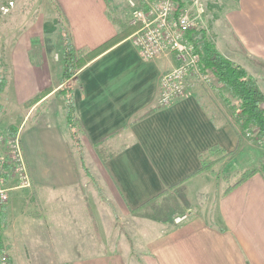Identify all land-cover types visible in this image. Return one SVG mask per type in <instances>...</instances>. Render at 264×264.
<instances>
[{
  "label": "crops",
  "instance_id": "0c3cea01",
  "mask_svg": "<svg viewBox=\"0 0 264 264\" xmlns=\"http://www.w3.org/2000/svg\"><path fill=\"white\" fill-rule=\"evenodd\" d=\"M9 1L4 0L8 9L2 14L15 8ZM24 1L17 0V4ZM227 1L228 7L214 22V36L205 22L197 27H204L212 35L226 57L260 78L258 70L264 69V0ZM48 3L50 8L56 3L54 20L60 23L63 19L76 49L108 46L84 64L74 80L68 79L71 90L60 92L66 83L60 80L64 38L53 55L52 48L45 46L44 24L42 28L40 24L21 28L8 18L2 28L0 40L6 47L7 69L3 77L0 75L4 80L0 118L5 116L8 128H15L19 135L32 189L41 195L45 191H67L77 188L83 175L90 176L91 172L102 188L129 211L158 198L167 202L184 186L191 190L189 195L194 192L201 174H208L201 167L200 154L214 144L231 150L239 142L235 124L239 121L227 114L228 104L222 96V103L215 108L224 113L222 119L209 110L203 100L209 93L205 89L203 94L202 88V94L200 88L191 87L171 103L159 106L160 76L177 61L170 55L143 59L130 34L115 40L122 29L115 18L124 20L126 5L119 0ZM190 75L195 74L187 75V86ZM215 89L221 94L219 88ZM70 92L82 124L80 147L67 119L66 96ZM151 107L156 108L144 115ZM94 151H100L97 160ZM229 187L215 201H205L201 194L189 202L178 199L167 214L170 218L176 212L187 213L183 220L156 219L154 228H141L140 235L148 233V238L136 243L142 262L264 264V175L256 172ZM162 211L161 206L158 213ZM54 216L51 222L63 223L56 220L61 215ZM124 251L82 253L72 264H140L130 247Z\"/></svg>",
  "mask_w": 264,
  "mask_h": 264
},
{
  "label": "rangeland",
  "instance_id": "374dc122",
  "mask_svg": "<svg viewBox=\"0 0 264 264\" xmlns=\"http://www.w3.org/2000/svg\"><path fill=\"white\" fill-rule=\"evenodd\" d=\"M0 1L1 7L6 0L5 2L4 0ZM119 1L122 5H126V13L122 17L127 21L129 19L128 0ZM202 3L204 6L203 17L200 16L198 26L205 22L204 25L209 27L214 36V29H216L214 22L217 15L220 16V12L228 7V1L202 0ZM12 5H15V8L6 14H2L0 10V37L1 30L8 18L13 25L15 22L20 24L21 28L33 24H40L42 28L44 24L45 46L48 50L52 48L53 55H55V49L58 51L60 40L63 39V27L59 21L54 20L56 17L54 11H57V8L55 6L50 8L48 0H25L20 4H17V0H13ZM12 5L9 4V6ZM187 5L195 14L193 0L188 1ZM2 42L3 40H0V75L3 77L7 64L5 62L6 47ZM211 75L212 78L207 81L198 75H190L188 78L190 84L186 87V92L191 87H197L200 88L201 94L202 89L205 94L206 89L209 94L206 93L203 100H206L209 110L216 113V105L221 104L222 99L221 94L215 89L218 82H216L214 74ZM258 75L260 76L259 84L264 91L263 68L258 70ZM223 107L225 109L224 104ZM4 112L5 110L2 113ZM227 114L231 119H236L228 110ZM215 117L222 119L224 113H220L218 110ZM4 118L5 116L3 119L0 118V136L11 135ZM235 124L238 125L240 146L233 158L225 157L214 162L208 168V174H201L203 177L198 179L194 190H192L194 192L190 195L191 190H187L184 186L183 189L176 191L177 195L174 197V194L172 199H168L167 202L158 198L149 201L148 204L146 203L136 211H129V209L121 207L111 194L102 188L101 181L91 172L90 176L83 175L77 188L53 193L45 191L42 192V195L38 190H34L35 188L32 189L31 185L20 186L19 180L16 178H8L6 186L9 198L6 205L10 206L9 210L11 211L9 216L8 214L5 216L4 224L0 225L3 237L0 250H4L8 254V261L0 262V264H72L78 254H88L91 251L97 254L112 250L122 252L128 247H130L131 255L140 264H144L139 247H136L137 242L148 238L146 237L148 233L140 235L141 228L144 226L154 228L156 223L162 220L174 221L178 212L169 218L170 214H167V210H173L178 199L189 202L201 194V199L207 201V199L213 198L212 200L215 201L221 192L224 193L225 189L242 176V171L257 165L259 160L264 158V139H258L257 126L253 125L249 130H244L240 122ZM80 133V129L76 127L74 136L77 147L81 146ZM4 151L5 143L0 139V152ZM97 153L94 151L96 160L100 151ZM237 157L241 159L238 160ZM77 162L80 163L78 158ZM226 186L228 187L226 188ZM50 196L56 198L49 200ZM14 198L17 199L15 203H13ZM161 206L163 211L158 213ZM51 211L53 212L51 213ZM55 213L62 217H56V220L63 223L58 224L50 221L52 216L55 218ZM55 229L59 231L56 235L54 234ZM151 233L149 232V234ZM124 253L126 255L127 252L124 251Z\"/></svg>",
  "mask_w": 264,
  "mask_h": 264
},
{
  "label": "built area",
  "instance_id": "2783aa9c",
  "mask_svg": "<svg viewBox=\"0 0 264 264\" xmlns=\"http://www.w3.org/2000/svg\"><path fill=\"white\" fill-rule=\"evenodd\" d=\"M178 0H128L129 19L131 24L138 25L129 37L138 48L145 60L162 56H173L176 64L164 71L159 79L157 103L167 105L176 97L186 93V77L188 74L198 75L210 80L211 74L201 70L200 54L187 37V32L198 26L199 16L204 9L202 0H193L195 14L187 5ZM13 0L9 1L12 5ZM8 6L2 5L1 11ZM5 143V151L0 152V210L9 198L8 178L19 180L20 186H30L31 178L21 147L18 134L0 136ZM9 164V167L7 165ZM4 170L8 172L6 178ZM187 213L178 214L175 221L179 222ZM8 254L0 250V262L6 263Z\"/></svg>",
  "mask_w": 264,
  "mask_h": 264
},
{
  "label": "trees",
  "instance_id": "16d2710c",
  "mask_svg": "<svg viewBox=\"0 0 264 264\" xmlns=\"http://www.w3.org/2000/svg\"><path fill=\"white\" fill-rule=\"evenodd\" d=\"M178 1L181 4H184L186 0ZM115 20L122 26V29L116 36L115 40L130 34L138 27V25L131 24L128 20H121L120 18H115ZM60 23L63 27L64 38V49L61 55L64 62V67L60 80L62 82L66 80V83L63 85L64 87H60L58 91L63 92L67 91L69 88L71 90L68 81L74 80L77 71L94 55L105 49L108 44L106 43L96 49L91 50L76 49L71 38V33L64 24L63 19L60 20ZM187 36L200 54L201 70L204 72H209L210 74H214L216 82H218V84H216L217 86H215L221 91V96L228 104V109L232 116L241 123V126L244 130H249L253 125L257 126V133L259 135L258 139H264V91L259 84L258 78L252 76L247 68L242 64L235 63L230 58L226 57L216 47L213 39L204 27L200 26L189 30L187 32ZM3 87L4 80L3 78H0V91ZM66 104L68 123L72 128H74L73 134L75 135L76 127L81 129L82 124L76 114L74 99L71 92L66 96ZM155 108L156 107L149 108L144 112V115L152 112ZM226 120L230 122V119ZM9 133L11 135L17 134L15 128L12 127L9 129ZM239 146L240 138L238 145L231 150H225V148L221 147L220 145L214 144L211 148L200 154L201 167L208 170V168H210L214 162H217L220 159L225 157L233 158L238 151ZM218 152L222 153L219 155L217 154ZM7 167H9V164ZM256 172H260L264 175V158L259 160L257 165L242 171V176L239 177L234 184H231L230 187L241 183L243 180ZM3 174L6 178L8 177V172L6 170H4ZM7 212L8 207L6 204H4L0 210V225L4 224ZM2 243L3 237L0 226V249L2 247Z\"/></svg>",
  "mask_w": 264,
  "mask_h": 264
}]
</instances>
